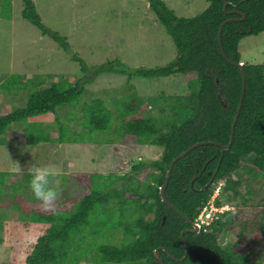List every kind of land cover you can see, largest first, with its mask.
Returning a JSON list of instances; mask_svg holds the SVG:
<instances>
[{
    "label": "trees",
    "instance_id": "obj_1",
    "mask_svg": "<svg viewBox=\"0 0 264 264\" xmlns=\"http://www.w3.org/2000/svg\"><path fill=\"white\" fill-rule=\"evenodd\" d=\"M225 2L227 5L223 9ZM148 3L175 48V57L168 64L129 69L115 59L90 68L73 56V61L80 66L81 77H59L47 86L46 79H53V76L43 75L33 81L29 79L20 87L19 76L13 75L5 83L8 86L5 91L11 92L12 88L28 91L23 108L0 114L1 145L5 141V132L13 124L47 115L52 116L57 127L55 137L46 131L47 125L44 128L41 123L40 126L36 124L34 132L26 134L24 145L76 142L72 135L75 132L67 136L70 130L56 112L57 108L67 107L68 120L79 115L80 126L84 131L88 130L89 135L96 132L108 134L113 139H120L122 146L130 150L142 146L161 149L159 157L150 162H129L131 174L90 175L88 186L84 185L88 191L69 211L59 210V214L34 211L29 204L38 201L31 192L23 206L19 203L20 198L17 199L12 208L24 211L21 225L27 228L37 223L43 227V234L30 246L25 264H82L88 260H92V264H159L154 262V251L158 248L166 250L160 251L163 264H264L251 254L250 245L257 242L258 235L253 234L254 238L247 240L238 230L250 234L255 231L264 236V209L259 208L257 213L243 218L247 207L264 206V198L256 203H251L253 197L245 198L240 192L238 174L239 169L249 164V169L264 179V65L242 64L245 90L233 143L226 151L221 148L229 142L241 96V70L236 66L241 63L238 45L242 39L264 32V0H207V7L193 17L177 16L163 0H148ZM241 14L245 15L244 20L228 22L221 29V45L231 64L220 52L218 31L224 21L241 18ZM21 17L36 27L42 36L56 42L64 52L69 51L66 40L42 23L32 0H23ZM0 18L11 20L12 0H0ZM102 74L124 76L127 84L135 78L181 77L187 91L171 95L161 92L156 97L144 98L137 96L134 87L129 85L130 95L116 99L114 112L106 99L79 101L90 81ZM154 110L155 115L152 114ZM201 142H215L220 146L201 145L177 160L165 189V198L194 223L211 196V187L221 182L222 194L227 195V202L233 210L223 213L206 232L200 230L197 236L185 233L183 239L188 252L179 262L184 255L180 233L189 225L161 201L159 188L172 160ZM218 164L215 179L207 187ZM8 176L0 172V194ZM14 177L12 200L17 191H29L27 172L17 173ZM194 177L198 178L191 186ZM102 178L108 181H104L103 188H100ZM202 188L204 190L200 191ZM113 199L118 204L116 209L120 217H125L129 211L134 216L130 225L124 228L123 243L118 247L98 242L103 233L100 229L106 221L94 219L101 216L103 210H114L107 206ZM222 203L216 202L218 206ZM228 232L236 237L235 242L220 246L219 237Z\"/></svg>",
    "mask_w": 264,
    "mask_h": 264
},
{
    "label": "rangeland",
    "instance_id": "obj_2",
    "mask_svg": "<svg viewBox=\"0 0 264 264\" xmlns=\"http://www.w3.org/2000/svg\"><path fill=\"white\" fill-rule=\"evenodd\" d=\"M32 1L42 23L66 40L69 51L64 52L56 42L47 36H42L36 27L21 17L23 0H12L11 20L0 18L1 115L23 108L27 99L28 90L16 91V88H12L11 92L4 90L8 87L5 85L6 81H9L13 75L19 76L20 87H23L29 79L33 81L38 76L52 75L53 79H46L48 86L59 77L64 79L81 77L80 66L73 61V56L83 60L90 68L117 59L129 69L164 66L175 57L173 42L149 9L148 0ZM163 1L177 16L183 17H193L207 7V0ZM238 52L242 63L264 65V32L258 36L242 39L238 45ZM86 80L90 81L88 78ZM129 85L134 87L137 96L144 98L156 97L161 92L171 95L183 94L187 91L186 83L181 77L135 78L127 84L124 76L102 74L90 81L79 101L90 102L93 98L106 99L109 108L114 112L116 99L119 96L130 95ZM56 112L61 122L70 130L68 133L65 132L67 136L70 132H75L72 135L76 142L24 145L26 134L34 132L36 124L40 126L41 123L44 128L47 125L46 131L51 132L52 138L55 137L57 127L53 124L52 116L47 115L13 124L3 136L4 143L0 144V172L9 175L5 178L0 194V225H2L0 264H25L24 260L30 246L43 234V227L37 223L24 228L21 225L24 211L19 212L12 208L17 199L20 198L18 202L22 205L30 195L28 190L17 191L16 198L12 200L11 194L14 190L12 180L18 173L14 163L18 162L22 168H26L31 163L38 166L54 165L61 172L62 180L61 197L57 202L59 210L69 211L72 205L88 191L84 189V185L88 186L90 175L131 174L129 162L133 164H137L138 161L150 162L160 155L161 149L158 147L142 146L130 150L129 147L122 146L120 139H113L108 134L102 135L96 132L89 135L88 130L84 131L80 126L82 120L79 119V115L74 116L75 120H68L67 107L57 108ZM155 113L154 110L152 114ZM112 139L115 141L113 142ZM249 166V164L245 165L238 170L241 179L240 192L245 198L253 197L251 203L262 202L264 179L256 176L257 172L249 169ZM24 172L27 170L25 169ZM104 181L108 179L102 178L100 188H103ZM215 186L217 183L211 187L212 191ZM249 192L252 195H248ZM211 197L208 202L211 201ZM217 198L227 204L231 209L229 211L233 210L227 202V195H221L220 191ZM29 205L34 211L50 214L41 209L39 202H32ZM117 205L114 199L111 200L107 206L114 210L111 212L103 210L101 216L94 218L98 219V222L106 221L100 229L103 233L98 237L99 243L117 247L123 243L124 228L130 225L134 216L129 211L125 217H120L116 209ZM259 208L264 209V206L247 207L243 218H249L257 213ZM119 223L122 225L117 227ZM238 230L247 240L254 238L253 234L258 235L257 242L250 245L251 254L264 262V236L255 231L251 235L242 232L240 228ZM235 240L236 237L228 232L219 237L218 243L220 246H225L234 243ZM82 264H92V260L82 261Z\"/></svg>",
    "mask_w": 264,
    "mask_h": 264
},
{
    "label": "water",
    "instance_id": "obj_3",
    "mask_svg": "<svg viewBox=\"0 0 264 264\" xmlns=\"http://www.w3.org/2000/svg\"><path fill=\"white\" fill-rule=\"evenodd\" d=\"M227 3L225 2L224 3V6H223V9H225ZM245 19V15L244 14H241V18H230V19H227L226 21H224L221 25H220V28H219V31H218V43H219V48H220V52L222 54V56L232 64V62L226 57L224 51H223V48H222V45H221V29L222 27L224 26V24L228 23V22H232V21H239V20H244ZM236 66L241 70V79H242V88H241V96H240V99H239V104H238V107H237V110H236V113H235V116H234V119H233V122H232V125H231V129H230V137H229V142L227 145H221V148H222V151H226L230 148L231 144L233 143V133H234V128H235V124L237 122V119H238V116H239V113H240V109H241V105H242V100H243V95H244V90H245V74H244V71L242 69V64L239 63V64H236ZM209 144H213V145H218L217 143L215 142H201V143H196L194 145H192L189 149H187L185 152L181 153L178 157L174 158L172 160V162L170 163L169 167H168V170L166 172V175H165V179H164V182L162 184V186L159 188V194H160V199L161 201L166 205V207L168 209H172L174 210L175 212H177L179 215H181L173 206L172 204H170L166 198H165V189H166V186L168 184V181H169V178H170V175H171V172H172V169H173V165L174 163L183 158L188 152H190L191 150H193L194 148H197L198 146H201V145H209ZM220 146V145H218ZM222 160V156L220 157L219 159V163L221 162ZM218 168H219V164L217 165L216 167V170L214 171L213 175L211 176L209 182L207 183V187L209 185H211L215 179V176L217 174V171H218ZM198 177H194L191 181V186L193 185V183L197 180ZM204 188L200 189V191H203ZM182 216V215H181ZM183 219L188 223L190 224V226L192 227V230L191 231H188V230H184L180 233V237L183 241V244H184V255L181 259H179L178 261L179 262H182L186 255H187V252H188V247H187V244L185 242V240L183 239V235L185 233H198L199 232V228L197 225L195 224H192L186 217L182 216ZM163 221H164V217H163ZM160 251H166L165 248H158L154 251V262H158L159 264H163V261H162V258L160 256Z\"/></svg>",
    "mask_w": 264,
    "mask_h": 264
},
{
    "label": "clouds",
    "instance_id": "obj_4",
    "mask_svg": "<svg viewBox=\"0 0 264 264\" xmlns=\"http://www.w3.org/2000/svg\"><path fill=\"white\" fill-rule=\"evenodd\" d=\"M14 164L15 170L18 173H24L25 169L27 170L29 177L28 189L34 199L39 202L41 209L45 212L59 214V205L57 202L61 197V172L54 165L38 166L31 163L26 168H22L18 162ZM219 201L221 200L219 199Z\"/></svg>",
    "mask_w": 264,
    "mask_h": 264
},
{
    "label": "built area",
    "instance_id": "obj_5",
    "mask_svg": "<svg viewBox=\"0 0 264 264\" xmlns=\"http://www.w3.org/2000/svg\"><path fill=\"white\" fill-rule=\"evenodd\" d=\"M223 184L221 182L217 183L214 190L212 191L211 201L206 203L202 209L200 210L199 214L197 215L196 219L194 220L195 225L198 226L199 230L206 232L207 229L216 221L219 220L220 215L226 211L231 210L227 204L217 205L216 202L220 198H217L219 192H222ZM217 198V199H216Z\"/></svg>",
    "mask_w": 264,
    "mask_h": 264
},
{
    "label": "flooded vegetation",
    "instance_id": "obj_6",
    "mask_svg": "<svg viewBox=\"0 0 264 264\" xmlns=\"http://www.w3.org/2000/svg\"><path fill=\"white\" fill-rule=\"evenodd\" d=\"M190 221V220H189ZM191 222V221H190ZM187 223V222H186ZM192 224H194L193 222H191ZM188 224V223H187ZM189 225V228H187V229H184V230H188V231H191L192 230V227L190 226V224H188ZM183 230V231H184ZM188 233H190V232H188ZM199 233H200V230H199V232L198 233H191V234H193L194 236H197V235H199Z\"/></svg>",
    "mask_w": 264,
    "mask_h": 264
},
{
    "label": "crops",
    "instance_id": "obj_7",
    "mask_svg": "<svg viewBox=\"0 0 264 264\" xmlns=\"http://www.w3.org/2000/svg\"><path fill=\"white\" fill-rule=\"evenodd\" d=\"M242 63V62H241Z\"/></svg>",
    "mask_w": 264,
    "mask_h": 264
}]
</instances>
